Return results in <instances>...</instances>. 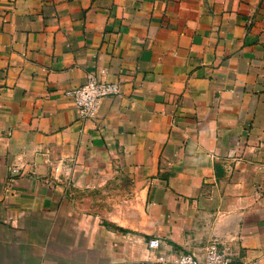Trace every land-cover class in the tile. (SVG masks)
<instances>
[{"label": "crops", "instance_id": "0c3cea01", "mask_svg": "<svg viewBox=\"0 0 264 264\" xmlns=\"http://www.w3.org/2000/svg\"><path fill=\"white\" fill-rule=\"evenodd\" d=\"M89 73L120 93L82 121ZM212 244L264 264V0H0V264Z\"/></svg>", "mask_w": 264, "mask_h": 264}, {"label": "built area", "instance_id": "2783aa9c", "mask_svg": "<svg viewBox=\"0 0 264 264\" xmlns=\"http://www.w3.org/2000/svg\"><path fill=\"white\" fill-rule=\"evenodd\" d=\"M120 86L115 82H106L97 75L89 73L85 83L65 92V96L76 108L78 117L82 121L94 120L101 101L106 98L117 96ZM16 172V171H14ZM159 241L152 239L147 243L148 249H158ZM158 264H231L230 259L221 252L216 245L207 247L203 260H198L190 254H181L177 259L169 263L165 257L159 256Z\"/></svg>", "mask_w": 264, "mask_h": 264}]
</instances>
